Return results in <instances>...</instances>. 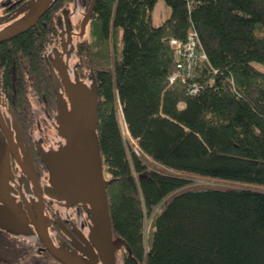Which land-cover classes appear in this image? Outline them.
Instances as JSON below:
<instances>
[{"label": "trees", "instance_id": "1", "mask_svg": "<svg viewBox=\"0 0 264 264\" xmlns=\"http://www.w3.org/2000/svg\"><path fill=\"white\" fill-rule=\"evenodd\" d=\"M157 1L97 0L77 43L99 84L113 231L132 249L119 250L117 264H264V72L255 66L264 63V0H164L170 14L155 25ZM191 33L187 69L172 40ZM37 34L2 42L0 57L27 56L29 93L54 100ZM119 105L140 154L128 152ZM194 176L234 185L194 184ZM27 245L0 229V264H63Z\"/></svg>", "mask_w": 264, "mask_h": 264}, {"label": "water", "instance_id": "2", "mask_svg": "<svg viewBox=\"0 0 264 264\" xmlns=\"http://www.w3.org/2000/svg\"><path fill=\"white\" fill-rule=\"evenodd\" d=\"M40 4L42 5L39 6ZM95 4L96 0H92L84 13L80 35L85 33ZM48 7V0H38L24 20L0 32V37H9V34H4L7 32L18 34L27 26L36 23ZM70 43L73 50H76L73 40ZM61 44L65 50L67 41ZM46 59L51 69L56 94V111L53 116L54 127L60 140L56 146L39 150L41 159L49 171L45 193L65 207L81 206L89 231L87 236L81 233L82 242L78 241L73 245L61 236L58 241H53L49 233L51 218L45 214L43 194L38 195L33 209L25 207L11 192L10 179L13 170L10 146L2 135H0V229L15 236H27L36 231L44 243V248L63 264H117V252L126 249L132 253V249L125 238L115 235L113 231L108 186L115 177L107 176L104 168L98 134L100 90L95 70L93 67L89 68L86 80L79 74L72 79L65 67L67 63L60 57L59 61L64 66L59 70L61 74L59 77L57 70L49 61V56ZM15 127L19 132L18 136L23 135L18 124ZM24 153V163L34 170L32 154L30 151ZM24 163L20 162L21 165Z\"/></svg>", "mask_w": 264, "mask_h": 264}, {"label": "flooded vegetation", "instance_id": "3", "mask_svg": "<svg viewBox=\"0 0 264 264\" xmlns=\"http://www.w3.org/2000/svg\"><path fill=\"white\" fill-rule=\"evenodd\" d=\"M37 1L0 0V32L8 30L14 23L24 20L36 6ZM91 2L92 0H48L49 7L41 14L37 22L18 33L21 34L28 30L38 33L36 43L39 46V54L43 57L44 71H47L53 90V78L47 63V56L58 74L64 66L59 61V58L62 57L67 63L65 67L72 79H75L76 74H79L82 79H87L90 66L82 65L78 48L73 50L70 41L73 40L77 46V43L83 40L84 34L80 35L81 21ZM11 33H4L9 34V37H0V44L10 41L18 35ZM64 40L68 43L65 50L61 44V42H65ZM30 68L27 56L22 53L18 55V60H13L10 64L3 62L0 57V135L5 137L6 143L10 146V162L13 170V176L10 179L11 192L17 200L22 201L25 207L30 208L38 200V195L42 193L45 214L51 218L49 225L51 238L53 241H58L61 236L73 245L75 242H82L81 233L87 236L88 223L81 206L65 207L45 193V186L49 182V171L41 159L39 150H47L56 146L60 140L54 127L53 116L56 111V94L54 100H49L50 97L47 98L44 93L41 97L38 93L34 92L33 95L29 93L30 84H33L31 82L34 81ZM60 76L61 74H59ZM21 85L26 86L28 92L27 99L24 100L28 104L23 107L19 106L20 103H24L18 95ZM51 100L54 102L53 105L50 103ZM34 103H37L38 106L34 107ZM16 124L20 127L23 135L18 136ZM25 151H30L33 156L34 170L24 163ZM20 162H23L24 165H21ZM22 240L33 252L50 253L48 249L44 248V243L36 231L27 236L24 235Z\"/></svg>", "mask_w": 264, "mask_h": 264}, {"label": "rangeland", "instance_id": "4", "mask_svg": "<svg viewBox=\"0 0 264 264\" xmlns=\"http://www.w3.org/2000/svg\"><path fill=\"white\" fill-rule=\"evenodd\" d=\"M169 14H170V7L166 4V2L164 0H158L155 3L153 10H152V21L155 25L161 24L169 16ZM84 34H86V31ZM189 40H190V38H189ZM193 40L194 39L191 38L190 42L189 43L187 42V43L190 44ZM75 47L77 49L76 44H75ZM255 66L259 70L264 72V63L255 62ZM86 69L88 70V68H86ZM33 105H34V107L38 106L37 103H34ZM118 116H119V120H120L122 134H123L124 140L126 142V145L128 147V152L131 153L132 151H134L137 154H140L137 140L135 138H133L128 131V127H127V124L124 120L121 106H119V108H118ZM192 179L194 181L193 182L194 184H217V185L218 184L219 185L231 184V183H228V182L220 180V179L207 178V177H202V176H194ZM231 185H234V183H232ZM158 210H159V207H156L154 209L153 213L158 211ZM151 225H152V215L148 214L145 217V222H144V227H143L145 240H147V238H148V234H149V231L151 229ZM22 237L23 236H20L19 238H22Z\"/></svg>", "mask_w": 264, "mask_h": 264}, {"label": "built area", "instance_id": "5", "mask_svg": "<svg viewBox=\"0 0 264 264\" xmlns=\"http://www.w3.org/2000/svg\"><path fill=\"white\" fill-rule=\"evenodd\" d=\"M193 35L194 34L191 33V35L189 37L190 40H191V38L194 39V36ZM190 40H188L187 42L189 43ZM187 42L186 43H181V42L177 41L176 39H173L172 40V43L175 45V51H176V53H179V54L185 56V59L187 60V66H186V68L187 69H190L191 68V65H192V62H193L194 54H195L194 53V50H195V46H196V39H194L190 44H188ZM179 75H180V73L177 72V73H174L170 78H171V80H173V79H175ZM181 76L183 78H185L186 74L185 75L183 74ZM194 88L197 89V85L196 84L194 85Z\"/></svg>", "mask_w": 264, "mask_h": 264}]
</instances>
